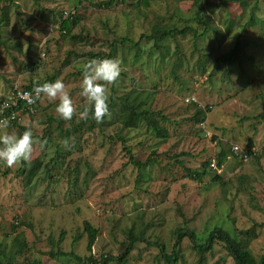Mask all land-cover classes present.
Instances as JSON below:
<instances>
[{"label":"rangeland","instance_id":"374dc122","mask_svg":"<svg viewBox=\"0 0 264 264\" xmlns=\"http://www.w3.org/2000/svg\"><path fill=\"white\" fill-rule=\"evenodd\" d=\"M100 1L104 0H0V12L10 7L8 24L2 30L7 46L0 45V96L12 85L60 79L73 107H83L87 103L80 96L83 65L92 59L89 53L108 54L114 44L121 72L114 82L105 84L107 102L111 94L116 100L137 91L154 116L159 112V118L164 117L161 126L168 138L162 144L143 128L118 132L115 128L120 125L115 124L103 132L105 141L92 132L79 140L71 136L70 147H65L55 123L49 136L44 132L46 118L58 117L54 110L58 101L44 96L32 114L20 116V126L31 127L37 141L30 159L12 167L0 163V249L10 254L16 241L23 240L25 248L16 264H72L50 256L56 247L99 264L101 256L116 258L122 253L125 232L135 222L132 207L138 204L140 225L152 224L146 236L164 242L168 253L175 228L202 235L219 226L238 236L252 230L248 246L257 258L264 253V0L205 8L207 35L195 39L176 33L163 41L164 50L153 47L145 36L155 27L182 30L188 26L200 33L202 28L193 19V0H148L147 6H133L134 1L127 0L108 8L97 7ZM206 1L219 6L222 0ZM255 2L258 8L252 26L242 30L250 22ZM74 11L77 23L72 33L78 39L71 41L60 36L58 26ZM239 34L247 43L239 60L222 61ZM205 55L209 57L204 59ZM186 98L195 102L188 103ZM191 104L208 108L204 123L190 121ZM67 126L63 121V131ZM4 131L17 133V128ZM116 133L124 143L110 139ZM249 141L257 155L242 162L232 153L214 173L221 181H213V174L202 182L187 178L184 167L198 169L217 153L218 144L243 151ZM126 146L138 161L151 158L149 167L140 169V183ZM69 149L72 153L67 154ZM183 153L188 155L177 156L181 166L175 156ZM36 158L42 161L40 170L32 185L24 186L19 170H27L26 164ZM74 177L76 186L72 187ZM84 222L98 232L91 253L86 250ZM60 235L59 245L51 246ZM180 252L185 264H197L198 255L186 237ZM126 264L165 263L155 247L138 243ZM204 264L235 263L216 241Z\"/></svg>","mask_w":264,"mask_h":264},{"label":"trees","instance_id":"16d2710c","mask_svg":"<svg viewBox=\"0 0 264 264\" xmlns=\"http://www.w3.org/2000/svg\"><path fill=\"white\" fill-rule=\"evenodd\" d=\"M4 1H10V0H4ZM91 0H88L89 3ZM127 0H104L97 2L96 6L99 8H108L111 7L114 3L120 2L125 3ZM134 3L131 5L137 6L139 3H142V5L147 6L148 0H132ZM184 1V0H183ZM188 1V0H186ZM228 3H239L242 6H246L245 0H222L219 3V6H213L209 5L206 0H193L192 6L194 8V21L196 24L202 28V31L200 33L197 32L196 29H192L191 27H185L182 30L177 29H168V28H160L155 27L152 31V34L149 36H145L146 39L152 41L154 43L153 47L159 48L160 50L166 49V46L162 43L163 41L170 39L171 37H174V35L177 33L178 35H182L183 37L190 34L195 39L203 38L205 35H207L208 26L206 22L204 21V11L205 8H219V7H225ZM9 8L8 6H4L1 9L0 12V45H2L4 48L7 46V39L3 38V28L7 26L8 20H9ZM258 8L257 2H255L251 8V15H250V22H246L242 30L247 29L248 27L252 26V21L254 20V11ZM77 23V18L74 13L67 14L65 19H62L59 22V34L62 38L68 37L71 41L78 39V37L72 33V27H74ZM231 28H229L230 30ZM144 38V36H141ZM241 34L236 37L235 43L231 51L227 54V57H222V61L226 63H232L234 61L239 60L240 55L243 53L245 48L247 47L246 41L241 40ZM82 41H88L85 37L81 36L80 38ZM123 41V40H122ZM214 38L211 40L210 47L212 43H214ZM138 44V43H137ZM137 44H133L132 47L135 48ZM16 47V46H14ZM112 49L108 54L104 53H98V54H91L89 53L91 58H115L116 57V47L114 44L111 45ZM137 52V51H136ZM135 52V53H136ZM209 55H205L204 59H207ZM30 60V59H29ZM205 73V71H203ZM201 73V74H203ZM209 78V77H208ZM44 82H52V79H45L44 81L38 82V81H31L27 85L19 86L23 89L32 90L36 85L43 84ZM14 86H10L9 88L12 89ZM8 88V89H9ZM113 93V91H111ZM143 93L141 92V95ZM140 93L137 91L132 90L128 95L121 96L117 98L116 100L113 99L112 94L110 96V103H108L109 113L106 115L101 121L97 122L94 120L91 115L87 119H81L79 116V112L82 110V106H75L74 107V113L71 119L69 120H63L60 118H54L53 116H48L46 118V128L44 132H48V136L50 133V127L54 124V130H56L59 133L58 139H61L62 141L67 140L70 141V137L72 136V140H79L81 137L86 133H94L100 135V137L105 141L103 132L107 129L106 127L113 126L115 124L120 125L117 128H115L118 132L119 129H125V130H137L140 128L144 129V133L147 135H153L157 139L161 140L159 143H165L168 138V133L164 127L161 126V124L164 122V117L160 116L159 118V112L154 116L151 111L147 109V103L144 99L139 98ZM2 96H0L1 99ZM39 103V102H38ZM37 103V104H38ZM193 103V102H192ZM191 107L193 108V113L190 118V121L199 125L204 123L206 119V114L208 112V108H199L195 104H191ZM63 121H67L68 126L63 131L61 128V125L63 124ZM9 127L11 129L17 128V133L24 131L26 127L20 126V121H13L11 124H9ZM215 139V137H212ZM112 139H120L122 143H124V140L119 137V135L116 133ZM212 139V140H213ZM158 143V144H159ZM69 144V143H68ZM75 145V144H73ZM252 148V144L249 141V143L246 145V149ZM124 150L129 155V161L131 164H133L138 169V182L140 183V169H146L151 164V158L148 157L145 162L138 161L134 158L130 148L127 146L124 147ZM74 151H80L78 150ZM67 154L72 153V150H67ZM179 155H188L186 153L178 154L176 155V161L177 156ZM229 156H233L231 149L228 147V145H222L221 143L218 144V150L215 154V159L217 161V168L221 169V167L224 165L226 160L229 158ZM237 157V156H236ZM238 159V158H237ZM257 159V157L255 158ZM42 161L36 158L35 160L29 162L26 164L27 170L25 168H21L19 171L22 175V181L24 186H30L32 185L33 180L37 176L40 167H41ZM178 164L183 166V162L178 160ZM24 166V164H23ZM22 166V167H23ZM184 171L186 172L187 178H189L192 181L202 182V180L205 177H209L213 174L212 180L214 181H221V176L217 173L216 170L212 169L210 167V158L205 160L198 169H192V168H185ZM76 186V178H73L72 181V187ZM140 207L138 204H134L132 207V212L136 211L135 214V222L133 226H131L127 232H125L126 236V242L124 245V249L122 253L116 257H105L101 256L99 264H108L110 261H117L120 264H126V259L130 255V253L134 250L135 245L138 243L145 244L149 247H155L158 252L160 258L163 260L165 264H175L178 261H181L182 264L184 263L183 255L180 252V245L181 241L186 237L191 243H192V249L196 252L198 255V261L197 264H204L205 262V255L213 250V245L216 241L223 244V247L226 251V253L233 259L235 264H264V253L260 254L257 258L253 256V254L250 252L249 249V239L252 238L254 235L251 231L248 232H240L241 234L238 236L235 233L231 234L230 232H227L226 229H223L219 226H215L211 228L209 231L205 232L202 235L195 234L193 231H186L182 228H175L173 232V238L174 243L171 246V251L168 253V247L165 245L164 242H160L158 239L151 240L150 237L146 236V231L149 226H152V224L147 225H140ZM83 231L87 235V243H86V250L87 252H92L93 245L96 240L97 236V229H95L89 222L83 223ZM241 235L243 236L241 238ZM250 235V237H249ZM63 235H60L59 239L55 243H51V246L57 244L62 241ZM50 242H53L51 239ZM25 248V244L23 240L16 241L15 246L13 247V252L10 254H5L4 250L0 249V264H16L15 260L18 259V257L22 254L23 250ZM50 256L55 259H65L69 263L72 264H80L84 261H89L92 264L91 257L88 258H81L79 256H76L73 251L71 252H63L59 247H56V250L54 252L50 253ZM31 264H41L40 261H35Z\"/></svg>","mask_w":264,"mask_h":264},{"label":"clouds","instance_id":"9594fccd","mask_svg":"<svg viewBox=\"0 0 264 264\" xmlns=\"http://www.w3.org/2000/svg\"><path fill=\"white\" fill-rule=\"evenodd\" d=\"M120 72V61L116 58H92L83 65L80 80V96L85 98L87 103L79 112L81 119H87L91 115L94 120L99 122L108 115V97L105 84L114 82L119 77ZM9 90L10 88L1 97L0 102ZM41 95L58 101L55 104L54 110L60 119L69 120L72 118L75 110L73 101L65 90L62 80L57 79L52 82H44L34 87L33 94L25 93L28 103H32L34 97L39 98ZM8 127L9 121L7 119H0V163L6 167H12L13 165L27 162L30 159L33 144L37 141L33 137L31 127H26L19 134L14 131H4ZM40 143L43 146L44 142L41 141ZM62 144L65 147H70L67 140L62 141Z\"/></svg>","mask_w":264,"mask_h":264},{"label":"built area","instance_id":"2783aa9c","mask_svg":"<svg viewBox=\"0 0 264 264\" xmlns=\"http://www.w3.org/2000/svg\"><path fill=\"white\" fill-rule=\"evenodd\" d=\"M25 93L33 94V89L28 90L14 86L8 91L0 102V119H7L9 124H11L15 120L21 121V115L24 114L28 116L33 113V108L44 97V95H41L39 98L34 97L33 102L28 103ZM185 100L188 103L195 102L194 98H186ZM231 152L242 162L251 160L257 155V151L253 147L242 151L238 146L233 145L231 147ZM216 163L217 161L214 155L210 159V167L219 172L220 169L217 168Z\"/></svg>","mask_w":264,"mask_h":264}]
</instances>
